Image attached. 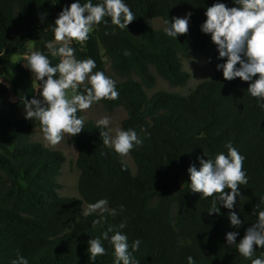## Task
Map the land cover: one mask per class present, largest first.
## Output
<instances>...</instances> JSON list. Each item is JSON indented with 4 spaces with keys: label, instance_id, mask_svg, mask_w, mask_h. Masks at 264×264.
<instances>
[{
    "label": "trees",
    "instance_id": "trees-1",
    "mask_svg": "<svg viewBox=\"0 0 264 264\" xmlns=\"http://www.w3.org/2000/svg\"><path fill=\"white\" fill-rule=\"evenodd\" d=\"M72 2L0 0V68L10 85L0 83V264H12L17 254L29 264H93L87 242L109 225L118 229L125 218L122 231L129 244L141 241L133 253L138 264H188V256L195 264H251L225 236L238 231V242L257 219L254 207L264 210V108L247 92L249 82L227 81L217 70L226 58L218 59L210 34L200 30L206 8L217 0H125L136 15L128 30L105 17L108 25L94 26L87 41L72 43L78 59L96 61L94 71L106 74V58L111 71L125 79L116 83L117 99L96 104L106 112L123 108L121 128H134L144 139L129 153L136 168L133 175L120 155L103 144L94 122H86L80 134L69 135L77 152L79 198L58 195L63 154L32 142L34 121L13 118L15 105L9 101L12 96L23 104L24 97L36 96L28 70L12 61L26 43L33 40L34 51H43L53 65L60 62L45 43L55 41L54 21ZM219 2L237 6L233 0ZM189 12V32L177 40L149 25L151 20L164 23ZM41 14H46L43 22ZM190 50L203 56L212 78L186 95L159 91L149 97L146 90L155 86V76L170 87L188 83L190 75L182 69L180 57H188ZM229 142L246 157L248 184L240 186L233 209L244 222L239 229L230 224V210L222 205V214H208L211 198L191 191L187 171L193 163L199 168V156L227 153ZM101 199H107L109 212L116 209L117 215L101 213L105 221L94 224L101 214L84 216L83 204L88 207ZM120 205L125 211L120 212ZM104 246L106 255L98 256L95 264H113V248L108 241ZM255 257H264V248H257Z\"/></svg>",
    "mask_w": 264,
    "mask_h": 264
},
{
    "label": "clouds",
    "instance_id": "clouds-1",
    "mask_svg": "<svg viewBox=\"0 0 264 264\" xmlns=\"http://www.w3.org/2000/svg\"><path fill=\"white\" fill-rule=\"evenodd\" d=\"M237 6L228 7L217 0L207 7L204 15L206 20L200 25L204 34H210L212 42L217 46L218 59L226 60L217 64L227 81L240 78L249 82L247 92L256 98L259 107L264 108V0H233ZM46 14H41V21ZM191 12L183 17H172L164 20L163 31L166 36L176 39L189 32ZM119 29H127L136 15L125 0H74L70 6L64 7L57 15L53 28L56 47L53 42H46L45 47L53 56H59L60 62L53 65L49 56L40 50H30L22 55L24 66L33 74L38 84V97L23 98L26 119L39 121L43 140L50 146L60 144L65 135L72 137L84 130L85 118L78 115L81 110L90 109L101 100H115L119 97L116 81L97 68L96 61L89 57L78 59L72 42H85L93 27L109 21ZM3 83V78H0ZM81 89H83L81 91ZM69 90L71 94H69ZM109 116L96 121L103 144L111 148L121 157L144 143L143 137L134 128L112 129ZM146 133L145 129H141ZM114 132V134H113ZM227 153L218 152L214 157H197L199 168L195 163L187 169L190 176V188L193 193H201L204 198H211L209 215H220L218 205L230 210V224L239 229L244 223L233 211L236 198L241 196L240 186L248 184L247 172L244 169L246 157L232 145H225ZM204 156L206 154L204 153ZM230 189V191H226ZM108 200L101 199L89 204L83 211L89 216L98 210L109 212ZM120 212L125 211L124 205L119 206ZM110 215L116 216L117 210L111 209ZM253 214L257 219L248 227L237 242L238 231L226 233L225 239L229 246L236 250L251 264H264V257H254L257 248H264V210L255 206ZM106 217L101 214L93 223L101 224ZM127 227V218L118 226L109 225L101 236L90 238L87 252L89 259L95 264L98 256L106 255L104 241L113 248V264H138L134 252L139 251L141 241L134 240L131 245L128 235L122 230ZM111 233V235H109ZM131 249V250H130ZM188 264H195L192 256L187 257ZM12 264H29V260L20 254L12 260Z\"/></svg>",
    "mask_w": 264,
    "mask_h": 264
},
{
    "label": "rangeland",
    "instance_id": "rangeland-1",
    "mask_svg": "<svg viewBox=\"0 0 264 264\" xmlns=\"http://www.w3.org/2000/svg\"><path fill=\"white\" fill-rule=\"evenodd\" d=\"M149 25L153 30H160L163 29L164 27V23L161 19L151 20L149 21ZM33 43L34 41L31 40L28 43H26L20 50L16 51V53L12 57V61L24 65V60L22 55L26 53L28 49L34 51ZM53 43L54 45L60 46L61 42L53 41ZM216 53H218L217 50ZM104 61H105L106 75L114 79L116 83L123 82L125 80L124 78L117 77L111 71L108 60L104 58ZM180 61L182 64V69L190 75V79L188 83L183 87H170L164 80L155 76L156 77L155 86L152 89L146 90V93L149 97L159 91H165L168 93L179 94V95H186L190 91H192L198 84L210 80L213 76L212 68L209 66V64L206 62L203 56L194 50H190L188 57L186 58L180 57ZM150 71L154 74L152 68L150 69ZM28 72L32 84L36 91V97L39 98L37 93L38 84L36 81H34L33 74L29 70ZM0 78H3L2 84L5 85L7 88H9L10 87L9 82L4 76L1 68H0ZM130 79L138 80L137 77L134 75H131ZM69 94H71L70 91ZM9 101L14 103L15 105V109L13 111V118L15 119L25 118L24 105L22 103H19L12 96L9 97ZM81 116L85 118V123L88 121H92L95 124L98 119L104 116H109L112 121L110 127L112 129H115L117 127L121 128V122L126 118V111L123 108H116L112 112H106L100 104H96V105L94 104L90 109L81 110ZM34 123H35V127L33 128L30 140L32 142L42 143L45 147H47L52 151L61 152L65 158V161L60 170V174L57 178V183L61 187L60 190L58 191V195L60 197L79 198L77 191V180L79 176V171L76 167L77 152L75 146L70 141L69 135L66 134L65 139L60 144L56 146H50L43 140V134L41 132L40 127L37 125V121L34 120ZM121 159L123 163L130 169L131 173L134 175L136 173V168L130 155L121 157ZM180 182L182 185H184L185 177H182ZM86 209L87 206L83 204V211ZM95 213L101 214L99 210Z\"/></svg>",
    "mask_w": 264,
    "mask_h": 264
}]
</instances>
